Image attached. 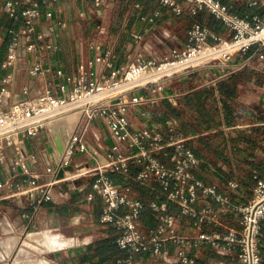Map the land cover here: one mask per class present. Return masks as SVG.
<instances>
[{
    "label": "crops",
    "instance_id": "0c3cea01",
    "mask_svg": "<svg viewBox=\"0 0 264 264\" xmlns=\"http://www.w3.org/2000/svg\"><path fill=\"white\" fill-rule=\"evenodd\" d=\"M175 1L182 10L175 15L178 21H173V25L169 21L170 29L165 30L171 43L162 46L159 35L164 28L162 23L165 22L166 12H170V15L175 11L160 0H103L97 6H86L85 0H47L52 15H42L37 22V28L44 34L45 42H51L56 47H44L35 53L24 54L13 67H5L3 62L12 36L11 30L21 29L23 20L15 21L8 17L0 3V91L5 75L11 73L12 76L8 85L9 96L0 97V106L38 95L43 92L46 81L54 80L51 75L31 74L30 68L38 61L43 67L60 68L64 74H70L75 72L81 57L92 59L109 51L112 61L110 67L104 63H94L98 74H107L113 68L126 66L130 54L142 52L159 60L172 47H183L187 40V30L195 23L206 26L223 37L232 35V31L210 13L204 10L192 13L185 0ZM222 1L233 4L236 12L242 16L258 13L264 18V9L260 3L251 6L246 0ZM84 9L88 10L90 21L95 22L83 53L80 40L75 39L74 43L72 40L78 30L71 29L67 23ZM149 17H153V20L149 21ZM59 21L64 22V25H60ZM99 28H103L104 32L99 33ZM93 36L100 44L98 50L90 43ZM253 53L254 47H251L245 55L236 54L222 65L207 66L190 74L170 78L164 82L163 88L157 94H176L173 99H164L149 106L131 107L127 113L130 125L134 128L155 125L165 133L166 121H171L176 131L186 138L187 147L200 160L198 165L190 169L191 173L205 185L215 186L218 193L228 196L235 204H245L252 196L257 180L264 177V56L253 57L243 67L235 66ZM4 94L7 95L6 89ZM62 127L64 131L58 132ZM60 130L53 131L59 134L69 131L64 125ZM39 132L26 138L23 146L26 151H31L36 156L30 163V168L38 169L43 174L47 166L55 165L60 149L54 141L55 138L46 147L38 148L40 142L36 141L40 140ZM66 137L67 135L62 138ZM87 140L88 151L77 153L76 159L88 167H94L105 161L112 144L101 118L93 119L89 123ZM31 141L34 146L30 144ZM9 149L13 147H7L5 151ZM155 155L160 161L169 164L166 156L161 153ZM142 166L132 164L131 175ZM16 169L19 168L13 166L11 157H7L0 164V181L12 175L15 181L21 179L18 176L21 171L17 173ZM107 174L114 182L126 187L143 201L142 232L149 233L155 229L158 219L148 203L159 193L158 181L151 180L148 185H140L132 176L112 171ZM44 177L47 178L46 175ZM94 179L95 177H88L83 180L85 182L82 188H71L69 185L66 189L62 188L61 192L55 191L52 199L39 206L37 212H34L25 196L3 198L0 192V264H13L15 261L18 264H76V258L84 253L88 244L99 238L115 236L111 225L100 222L102 199L97 195L92 199L87 198L88 193L93 191ZM231 182H235L236 186H231ZM159 200L166 201L164 196H160ZM168 205L170 213L177 215L178 205ZM192 205L196 208L211 207L220 212V225L202 221L201 229L223 232L227 228L240 226L239 211H220L219 204L201 192H198ZM67 226L70 227L69 236L64 231L51 230ZM261 229L260 257L264 264V218ZM197 230L193 217H179V234H191ZM49 232L67 240V243L60 248L49 249L43 243ZM30 244L40 248L36 250H46L34 251ZM21 249L26 254L16 259ZM170 252L171 258L175 260L174 245H170ZM188 255L194 257L193 263L175 264H194L198 261L202 264H239L229 254L220 253L208 244L191 249ZM128 259L132 261L131 257ZM137 263L165 264L148 252H140L135 260V264Z\"/></svg>",
    "mask_w": 264,
    "mask_h": 264
},
{
    "label": "built area",
    "instance_id": "2783aa9c",
    "mask_svg": "<svg viewBox=\"0 0 264 264\" xmlns=\"http://www.w3.org/2000/svg\"><path fill=\"white\" fill-rule=\"evenodd\" d=\"M102 1L85 0V5L97 6ZM160 1L171 6L176 13L182 10L175 0ZM185 1L192 13L204 10L221 20L232 31V35L223 37L195 23L187 30V40L183 47H172L160 60L142 52L130 54L126 66L113 68L107 74H98L94 63L100 62L110 67L112 61L109 51L92 59L81 57L75 72L70 74H64L60 68L43 67L39 61L32 65L31 74L51 75L54 80L46 81L43 92L38 95L0 106V164L6 160L5 149L13 147L12 164L21 171V179L18 181L14 180L13 175L0 181L1 196H25L34 212H37L40 204L51 200L55 191H62V187L56 189L55 185L65 179H56V172L67 164H72L74 170L77 165L74 153L88 151L89 123L101 118L112 144L105 161L94 167L85 165L92 177H95L93 191L88 193L87 198L92 199L97 195L102 199L100 222L116 230L119 248L129 252L130 257L138 252H148L165 264H175L193 263L194 257H190L188 252L208 244L220 253L229 254L239 264H263L260 245L261 221L264 218V177L257 180L253 194L245 204H235L228 196L218 193L215 186L205 185L191 173L190 169L198 165L200 160L187 147L186 138L176 131L171 121H166L167 132L164 133L155 125L134 128L128 119L127 113L131 107L149 106L164 99H173L176 94H157L170 78L190 74L207 66L222 65L236 54L245 55L251 47H254V53L237 63V68L247 65L255 56H264V18L260 14L239 15L233 4L222 0ZM246 1L251 6L260 3L264 9V0ZM0 3L8 17L15 21L23 20L21 29L11 30L12 36L3 66L13 67L24 54L35 53L44 47H56L51 42H45L44 34L37 28L42 15H52L47 0H0ZM79 15H84V11ZM148 20L152 21L153 17ZM59 24L64 25V22L59 21ZM98 32L103 33L104 29L99 28ZM90 43L94 49H100L94 36ZM11 80V73H7L3 78L0 97L9 96L8 85ZM71 110L79 112L74 128L65 144H62L55 165L46 167L44 173L49 178L41 180L39 171L30 168L36 156L24 149V140L46 128L48 121ZM156 153L166 156L169 164L160 161ZM132 164L143 166L131 175ZM108 171L132 176L140 185H148L151 180L158 181L159 193L148 203L158 219L155 229L149 233L142 232L143 201L126 187L114 182L107 174ZM69 185L67 183V187ZM230 185L236 186V183L231 182ZM198 192L217 202L220 211H239L240 226L227 228L223 232L201 229L202 221L220 225L221 216L218 210L211 207L196 208L192 205ZM160 196H164L166 201L161 202ZM168 204L178 205L177 215L170 213ZM181 215L194 218L197 232H177ZM170 245L175 247V260L171 258ZM116 264L133 263L130 259H118Z\"/></svg>",
    "mask_w": 264,
    "mask_h": 264
},
{
    "label": "rangeland",
    "instance_id": "374dc122",
    "mask_svg": "<svg viewBox=\"0 0 264 264\" xmlns=\"http://www.w3.org/2000/svg\"><path fill=\"white\" fill-rule=\"evenodd\" d=\"M168 7H171V6H168ZM169 13L170 12H166V15L167 16L165 17V22L162 23L164 28H162L163 30H161L160 35H159V37L162 39L161 40L162 41L161 42V45L162 46L165 45V44H167V43H171V41H169L170 36L165 35V30H169L170 29L169 28V21L171 23L170 25H173V21H178L176 19V17H175V15H177L176 12H173V14H170V15H169ZM94 22H95L94 20L93 21H90V18H89V15H88V10L84 9V15H79V13H78V16H73V18L70 21H68V23H67L71 29H73V30L74 29H77L78 30L77 33L72 38V40H73V43H74L75 39L80 40V43H82L81 47H82V52L83 53H84V50L86 49V40L87 39H90L89 38L90 37L89 34L92 32V27H93V23ZM172 43L174 44V42H172ZM2 85H4V84H2ZM72 112H68V113L64 114L63 116H66V115H68V114H70ZM64 118L65 117H63V119ZM63 119L62 118H59L58 120H56L58 123H55L54 124L55 126L53 127V129H51L50 127H51V125L55 121H53L52 124L49 123L48 129L47 128H43V129L40 130V132H39L40 140L39 141H36L35 140L36 142H40V145L38 146V148L42 149L43 147H46L47 145L50 144L51 139H52V135H51L50 132L53 133L54 132L53 130L55 128H56V130H58V126L61 127L62 125H64L66 122H64ZM72 127H73V124H72L70 130H72ZM49 130H50V132H49ZM30 144L34 146V144L32 143V141H31ZM9 150L8 151H5V157L7 158V157L10 156L11 159H12L13 158V156H12V154H13L12 153V149H9ZM76 156H77V153H74V155H73L74 161L77 164L76 167L74 168V170L75 169H78L79 167H84L85 166L84 163H81L80 164V162L78 161L79 159L77 160L76 159ZM37 170L38 169H36V171ZM16 172L17 173L20 172V169H16ZM40 174H42V173H40ZM44 175L45 174L43 172L42 177H44ZM18 176L20 177L21 175H18ZM46 177L49 178V176H46ZM88 177H92L91 172H89V171H87L82 176L76 177V179H74L72 181H68V183L70 184L71 188H74V187L82 188L83 187L82 184L85 182V181L83 182V180H86ZM59 186H61V184L58 182L55 185V188L58 189ZM12 198H15V197H12ZM51 230L52 231H56V232L64 231L67 234L66 236H69V234H70V227H68V226L67 227H64V228L63 227H59V228L58 227H55V228H51ZM52 234H53L52 232H49V235H52ZM36 249H40V248L34 247V251H39L40 252V251L46 250L44 248L42 250H36Z\"/></svg>",
    "mask_w": 264,
    "mask_h": 264
},
{
    "label": "trees",
    "instance_id": "16d2710c",
    "mask_svg": "<svg viewBox=\"0 0 264 264\" xmlns=\"http://www.w3.org/2000/svg\"><path fill=\"white\" fill-rule=\"evenodd\" d=\"M44 202H42L40 206ZM113 230L115 232V236L99 238L94 242L88 244L84 249V253L76 258V264H115L117 259L127 260L128 258H130V253L119 248V246L117 245L116 230L114 228ZM139 253L140 252L135 253L133 257H131L133 264H135V260L138 257ZM194 264L202 263L198 261Z\"/></svg>",
    "mask_w": 264,
    "mask_h": 264
},
{
    "label": "bare ground",
    "instance_id": "6f19581e",
    "mask_svg": "<svg viewBox=\"0 0 264 264\" xmlns=\"http://www.w3.org/2000/svg\"><path fill=\"white\" fill-rule=\"evenodd\" d=\"M68 112H72V110H71V111H68ZM68 112H66V113H68ZM74 112H75V113H74ZM66 113H64V114H66ZM78 113H79L78 111L73 110L72 113H70V114H68V115H66V116H63V115H64V114H63V115H61L60 117L54 118V119H52V120H50V121H48V122L46 123V128L49 127V123H50V122L55 121V122L51 125V129H53V127L55 126L54 124H55V123H58L56 120H58L59 118H62V119H63V117H65V118L63 119V121L66 122V123L64 124V126H67V127H68V130L70 131V128H71L72 124L74 123V124H73V127H72V130H73L74 125H75V122H76V119H77V117H78ZM62 116H63V117H62ZM60 120H61V119H60ZM74 121H75V122H74ZM58 129L60 130V126H58ZM63 129H64V128L62 127L61 130L58 131V132H60V133H61V131L63 132V131H64ZM72 130H71V131H72ZM54 131H56V128L54 129ZM69 131L65 132L64 134H59V133H57V132H56V133L53 132L52 134H53L54 137H57V138L61 141L62 144H65V142L67 141V139L69 138L70 133H71V131H70V133H69ZM68 133H69V134H68ZM66 135H67L66 138H62V137H64V136H66ZM87 171H89L88 167H79L78 169H75V170H72V171L66 170L65 173H64V178H63V179H65V180H67V181H72V180H74L76 177H79V176L84 175ZM57 181H58V180H57ZM38 239H40V238H38ZM43 243H45L46 246H48V248H50V249H57V248H60V247L64 246V245L67 243V240H65V239H61V238H59V237L56 236V235H49V236L47 237V239H44ZM30 245L33 246V247H35V245H32V244H30ZM25 254H26V252H25L23 249L19 250L18 253H17V255H16V259L19 258V257L24 256ZM13 264H18V262L15 261ZM23 264H25V263H23Z\"/></svg>",
    "mask_w": 264,
    "mask_h": 264
},
{
    "label": "water",
    "instance_id": "95a60500",
    "mask_svg": "<svg viewBox=\"0 0 264 264\" xmlns=\"http://www.w3.org/2000/svg\"><path fill=\"white\" fill-rule=\"evenodd\" d=\"M54 141L57 144L58 148L61 150V142H60V140L57 137H55ZM65 170L72 171L73 170V165L72 164H67L64 167L59 168L58 171L55 174V178L56 179L63 178ZM60 182H61L60 183L61 187L66 189L67 188V183H68L67 180H63V181H60Z\"/></svg>",
    "mask_w": 264,
    "mask_h": 264
}]
</instances>
